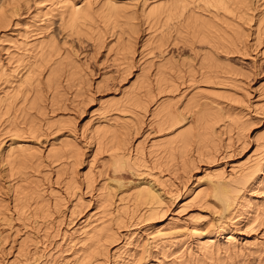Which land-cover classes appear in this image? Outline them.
<instances>
[{"label": "rangeland", "instance_id": "rangeland-1", "mask_svg": "<svg viewBox=\"0 0 264 264\" xmlns=\"http://www.w3.org/2000/svg\"><path fill=\"white\" fill-rule=\"evenodd\" d=\"M13 1L17 0H0V6L10 5ZM50 1L20 0V9L17 15L12 18L9 25L0 29V72L8 71L7 73L12 74V70L15 69L13 67L20 68L22 63L18 59L22 56L25 57L28 54L26 50H29V46L35 42L54 41L63 50V54L64 52L65 54L69 53L71 58L77 61L79 70L81 69L82 80L76 84H70L66 81L68 78H64L65 96L53 108L48 105L51 108L49 118L52 122L54 121L52 125L55 123V126L53 125L54 128H51L50 131L45 129L39 137L25 131L26 133H21L24 134L21 135L22 138H18L17 135L10 132L7 116L2 118L3 120L0 119V152L4 155L11 147L20 144V146L27 145L38 149L46 156L49 149L54 146H60L65 141H75L83 153V160L78 168L76 180L81 186L74 192L67 190L69 181H71L70 169L73 162H69L68 166L61 167L58 164H51L48 158H44V165L39 169L41 173L37 176L35 174V177L41 181L42 189L46 192L45 198H52L51 203H55V199L60 197L62 204L58 209H52L54 211H52L51 218H46L40 212L44 202L35 204L32 209L37 211L32 210L27 217L18 216L19 214H16L17 211L14 212L13 208V190L15 188L10 185L22 188L26 183L18 178L10 179V173L3 166L2 158H0V182L3 186L0 189V208L5 210V206H9L10 210L13 209L12 213L6 212L7 215L4 214L5 216L0 217V264H79L83 259V250L80 249H86V245L83 247V244L78 242V245L74 242L69 244L67 236L86 220L87 223H96L94 220L97 219L98 223L96 224L100 225L107 224V221L109 223L110 213L116 211V206L120 209L121 206L127 204V207H132V202H129L132 194L131 188L141 182L152 185L160 193L163 200L162 214H159L160 217L157 219L147 222H141V220L126 222L125 227L122 225L121 229H116L117 237H115V242L109 245L107 253L104 254L107 256H99L91 264H195L197 258L200 259L201 264H210L211 259L217 261V256L222 259L221 261L228 262L230 260L234 264H264L263 213H260L262 216L255 219L256 221L254 220V224L245 220L237 222V219H232L229 211L227 212L218 204L210 194L205 201L190 203V205L187 204L189 197L185 196L194 185L198 184L205 189V186L208 187L209 179L215 182L223 178L222 176L228 179L233 167H238L241 164H254L258 161L256 159L262 156L264 151V19H262L264 18V0H247L245 12L247 11L248 15L254 19L248 20L249 22L245 21L246 23L237 20L246 34L243 38V45H239V51L236 50L238 53L235 51L234 55L229 57L220 54L219 57L225 65V71L228 70L226 74L229 72L231 74H227L226 77H222V75L221 80L214 79V81L216 80L214 85L219 83L216 86L209 85L206 82L207 79L201 76V73L204 72L200 68L202 60L207 53L212 52L208 44L186 43L182 38L185 33L182 35L173 33L168 43L162 48L157 47L159 42L154 44L159 40L162 32L168 33V29L165 27L158 30L150 26L151 29L149 25H145L142 9L146 0H115L131 15L135 14L134 16H136L135 24L138 32L132 38L135 54L126 61L120 60L121 57L115 52L117 41L120 38L119 30H117L118 34L110 39L111 41L109 40L106 45L100 48L101 46L92 40L71 35L62 25L63 16L60 13L65 10H62L63 5L68 6L74 3L77 6H84L91 3L98 9L102 3L110 0H66L65 4H57V2L65 0ZM205 15L207 16V13ZM261 19L262 21H260ZM121 37L120 42L123 40L126 42L129 36L123 34ZM258 37L262 43L256 40V38L259 39ZM256 41L257 44H255ZM160 64H167L170 67L168 77H172L170 80L174 84H179H176L178 88L174 87V84L171 87L168 86L164 93L160 94L161 96H157L160 101L151 105L149 112L162 102H167L166 104L171 102L172 109L179 108L177 111L181 112L187 98L193 94L198 93L200 98L204 99L201 100V103L205 104L207 98H212L210 93H214L224 98L229 99L230 97L229 101L227 98L224 100L223 97L221 99L224 101L220 97L218 100L223 103L226 109L231 106V112H238L242 116V121L245 123L241 133L234 130L231 133L232 142L228 141L229 138L226 135L221 136V142L216 141V144L221 145V149L217 153L213 152V148L212 151L211 146V152L205 150L202 152V156H200L201 153L192 155L189 165L183 166V163L178 160L174 166L163 167L160 171L159 167L154 165L153 159H149L146 164V166L149 165V168H142L140 176L130 172L114 174L113 169L108 166L109 153L103 152L102 154L101 151L96 153L94 145L89 144L90 131L97 125H104L109 120L116 119V124L129 123L131 129L129 132H131V138H134L132 140L133 147L141 143L149 150L153 142L162 140L164 135L160 132L157 121L154 120L157 124L152 121L151 112L146 114L143 120L140 115L142 116L144 112L137 109L136 111L135 109H130V111L124 109V113L112 110L107 115L104 111V106L109 100L116 102L119 100L121 103L131 91L141 92L140 94L143 95L144 91H139L137 88L145 74L150 76L152 86L155 87V75ZM191 70L196 73L195 81L189 80L188 75ZM180 74L185 76L183 80L177 78ZM0 84H2L1 88H6V84L1 81ZM175 88L178 90L176 91ZM43 90L49 99L51 93L46 92L45 87ZM154 92L156 95L159 93L156 87ZM209 95L211 98L207 97ZM232 96H235L238 101L233 106L229 105L231 98L233 99ZM138 111L140 115H138ZM135 112H137L136 115ZM34 114L37 116L35 112ZM138 116L143 123L137 118ZM186 116V125L189 127L196 118L194 113H188ZM225 119L217 127L218 130L220 129L219 131L225 127L224 124L230 122L228 118ZM218 136L220 137V134ZM94 153L97 154V157ZM61 168H67L65 169L67 171L60 180L57 173L62 170ZM89 171L94 173L96 182L93 184L94 187L92 185L88 189L89 186H86L84 179L87 173H91ZM47 178H50V182ZM119 183H122L121 187ZM106 192H110L115 197L113 196L114 205L112 208H107L110 213L107 214V212V216H104L103 212L109 203L106 205L103 200L99 201L101 195L104 196ZM246 194L248 193L245 192L243 195ZM252 197L253 201L264 207V190L255 192ZM185 201L186 205L183 204ZM34 212L39 215L35 214V217ZM92 215L96 217L94 218ZM157 230L171 232V234L162 243L149 240L150 235L148 234H153ZM89 243L87 242V245ZM86 262H82V264H86Z\"/></svg>", "mask_w": 264, "mask_h": 264}, {"label": "bare ground", "instance_id": "bare-ground-1", "mask_svg": "<svg viewBox=\"0 0 264 264\" xmlns=\"http://www.w3.org/2000/svg\"><path fill=\"white\" fill-rule=\"evenodd\" d=\"M62 3L65 4L67 2L66 0L57 2V4ZM247 3V0H152V2L151 0H146L143 4L142 17L145 25L147 24L149 27L151 26L158 30L165 27L168 29V33L162 32L159 40L154 43L155 45L158 44V42L160 43L157 45L158 48L164 47L173 33L177 35L185 33V36L182 38L186 43L192 45L196 43L208 44L212 52L207 53L202 60L200 68L204 70V72L201 73V76L207 79L206 82L209 83V85H214L217 79L221 80L220 77L222 75V77H226L227 74H231L230 72L226 74L228 70L225 71V65H223L219 57L220 54H225V57H229L232 54L234 55L236 50L239 51V45H243V38H245L246 34H244L245 32L237 23V20L245 22L254 19V17L248 15L247 11L245 12V10H247ZM19 9L20 0L13 1L10 5L0 6V29L5 28L11 23L12 18L17 15ZM62 10L64 11L60 14L63 16V28L71 35L85 37L88 40L98 43V46L102 48L103 45H106L109 40L115 36V34H118L117 30H119L120 38L117 41V45L115 44L116 42L114 43L116 45V51H114L121 57L120 60L123 61L128 60L135 54L132 38L138 32L135 24L136 16H134L135 14L131 15V13L127 11L126 8L122 7L118 1L110 0L104 2L98 9L93 7L91 3H87L84 6H77L73 3L68 6L63 5ZM204 13H207V16L209 15L210 17H207ZM262 19L260 21H262ZM123 34L129 36L126 42L124 40L120 42L122 38L121 35ZM256 40L262 43L260 42V38H256ZM245 43L247 42L245 41ZM255 44H257V41ZM257 46L259 47L260 44ZM29 47L30 49L26 50L28 54H24L25 57L22 56L18 59L22 63L20 64L21 66L19 65L20 68L13 67L15 69L12 70V74L7 73L8 71L0 72L1 83L6 84V88L8 85L6 89L4 87L1 88L2 84H0V119L7 116L8 121H6L11 129L8 128L11 130L10 132L15 134V136L17 135L16 137L18 138H22L21 135L24 134L21 133H26L25 131H28L27 133L33 136L39 137V135L41 136V134H43L42 132L45 131V129L50 131L51 128H54L53 125L55 123L52 125L54 121H51L49 114L51 112L50 109L60 103L61 99L65 96V87L63 86L64 78H68L66 81L70 84H76L82 80L81 69L79 70L77 61L71 58L72 56H70L69 53L65 54L64 52L63 54V50L56 42L38 41V43L35 42ZM169 70L170 67H168L167 64H160L159 67H157L154 80L156 81L154 86L159 92L157 95L154 92L155 87L152 86L150 76L145 74L146 76L144 75V77H142L143 79H141V83L137 88L139 91H144L143 95L140 94L141 92L139 93L135 90V92H132L131 90L133 89H131V93L124 98L123 102L120 103L119 100L117 102L109 100L104 106L106 115L112 110H116V112L122 111L124 113V109H128L129 111L130 109H135V111L137 109L144 112V115L141 113V116L138 111V115H140V118L143 117V120L145 115L151 112L150 116L153 119L152 121H157L160 132L164 135L162 140L156 143L153 142L149 150L141 143L133 147L132 140H134V138H131L129 123L124 122L123 124H116V119V121L114 120L115 122L109 120V122L104 125H97V127L95 126L92 131H90L89 144L94 145L96 153L99 151H101L102 154L103 152L109 153L110 158L108 166L113 169L114 174L130 172L140 176L142 175V168H149V165L146 166L149 159H153L154 165L159 167L158 169H160V171L163 167L169 168L170 166H174L175 162L178 160L183 163V166L189 165L188 163L194 154L200 155L201 153L200 156H202V152H205V150L210 151L212 148L214 149V151L213 149L212 151L217 153L219 149H221V145L218 142V144H216V141L221 142V136L223 137L226 135L229 138H227L228 141H231L233 138L231 133H233L234 130H238L239 134L241 133V129L245 123L242 121V116L239 115L238 112H231V106H228L230 108L227 107L228 109H226L223 103L218 100L219 97L221 99L223 96L214 93L212 94L216 97L214 95L213 97L210 93L213 99L210 95L207 96L211 99L207 98L208 100H206L207 102L205 104L201 103V100L204 99L200 98L198 93L190 97L187 96V101L181 112L177 111L179 108L177 110L172 109L173 107L170 105L171 102H168L169 104H166L167 102H162L158 104V106L156 105L157 107L153 111L150 110L149 112L151 105L159 103L160 100L158 101L157 96L164 93L168 86L171 87L174 84V82L170 80L172 77H168ZM195 76V71L191 70L188 75L190 78L189 80L195 81ZM184 77V75L180 74L177 78L183 80ZM214 79L216 80L214 81ZM183 83H181V85H183ZM176 84L178 85L179 83ZM176 84H174V87H176ZM218 84L217 82L216 85ZM43 87L46 88V92L48 91L51 93L49 99L47 93L44 94L43 91L45 89L43 90ZM188 88L189 87H187V89ZM177 90L178 89H176V91ZM183 95L185 94L183 93ZM201 97L203 96L201 95ZM232 97L233 99L231 98L229 102L231 104L229 105L233 106V104L238 103V101L235 96ZM226 98L227 97H225L224 100ZM227 100L229 101L230 97L229 99L227 98ZM48 105H50L51 108ZM128 110H126V112H128ZM183 110L186 112H182ZM188 113H194L196 118L195 122L189 127L186 125V114ZM134 114L136 115L137 112ZM137 118H139V116ZM227 118L230 122H228V124L226 123V125L224 124L225 127H222L221 131H219L220 129L218 130L217 127H219V124L223 122L224 119L227 120ZM142 119H140L141 122ZM219 134L220 137L218 136ZM216 137L218 138L217 140ZM0 156L3 166L6 167L10 173V179L14 178V180H16L18 178L26 183L22 188L21 186L18 188L15 185L16 188L12 184L10 185L15 188L14 190L12 189L14 191L13 208L14 212L17 211L16 214H19L18 216L24 215L27 217L31 214L30 212H32V208L35 204H42L44 202L40 212L46 218H51L53 216L52 211H54L52 209H58L59 205L62 204V198L60 197H55V203H51L52 198L46 199V192L42 189L41 181L35 177V174L37 176L41 173L39 169L44 165V158H48L51 164H58L61 167L69 164V162H73L70 169L71 181H69L70 184L67 190H72L74 192V190L80 189L81 185L80 183L78 184L76 180L78 168L81 166L83 160V153L75 141H65L60 146H54V148L49 149L46 156L38 149L31 148L27 145L20 146V144L19 146L11 147L4 155L0 152ZM95 156L97 157V154H95ZM256 160L258 161L254 164L251 163L252 165L249 163L250 165L241 164L238 167H233L228 179L224 176L216 182L209 179L207 182L208 187L205 186V189L198 184L194 185L187 191V195H185L187 198L189 197L187 204L189 203L190 205V203L194 202H203L210 194L218 204L227 212L229 211L232 219H237V222L245 220L248 223L252 224L253 222L254 224L257 218L262 216L260 213L264 214V207L253 201L252 197L255 192L264 190V151L262 152V156ZM61 169L63 173L61 171L57 173L60 180L66 173L65 171H67L65 170L67 168ZM93 174L91 172L87 173L85 176L84 180L86 183H84L86 186H89L87 187L88 189L96 182ZM50 178H47L48 182H50ZM1 184L2 182H0V189H2ZM119 184L121 187L122 183ZM92 187H94V185ZM131 189L132 194L130 193L131 199L129 202H132L133 208L131 206H129L130 208L127 207V204L123 207L121 206V209L116 206V211L114 213L108 212L107 208H112L114 205V195L112 196L110 192H106L104 196L101 195V200L99 202L103 200V203L105 202L104 204L107 205L109 203L103 214L105 213L104 216L107 212V214H111L110 222L108 223L107 221V224L102 223L103 225H100L96 224L98 223L97 219L94 220L96 223H87L86 220L78 229L67 236V241H70L69 244L78 242L83 244V247L86 245V249H80L83 250V259L79 264L86 261V264H91L93 261H96L99 256L106 254L108 247H110L109 245L115 242V237H117L116 229H121L122 225L125 227L126 222H136V220L147 222L160 217L158 215L162 214L163 200L160 193H158L152 185L146 183L142 184L141 182V184L133 185ZM53 191L51 192L52 194L54 193ZM242 191L248 194L243 195L244 193H242ZM183 204L186 205V201L183 202ZM5 207V210L0 208V217L5 216L4 214H6V212L12 213L13 209L10 210L9 206ZM103 208L105 207L103 206ZM35 214L34 212V216ZM38 215L36 214V216ZM170 234L171 232L157 230L155 233H150L148 235H150L149 240L156 242L161 241L162 243ZM87 242L90 243L87 245ZM78 243L76 245H78ZM190 255L192 257V254ZM104 256L106 257L107 255ZM208 256L207 258L209 259ZM199 260L200 259L197 258L195 264H201L202 262ZM221 260L222 259L217 256V261L211 259L210 264H234V262L230 260H228V262Z\"/></svg>", "mask_w": 264, "mask_h": 264}]
</instances>
